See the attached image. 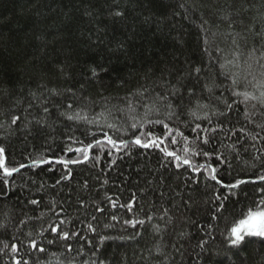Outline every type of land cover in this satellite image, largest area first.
Returning <instances> with one entry per match:
<instances>
[{"label": "trees", "instance_id": "16d2710c", "mask_svg": "<svg viewBox=\"0 0 264 264\" xmlns=\"http://www.w3.org/2000/svg\"><path fill=\"white\" fill-rule=\"evenodd\" d=\"M261 85L264 0H0V147L8 167L48 160L0 170V264H264V240L228 239L260 210L264 103L234 92L259 97ZM156 121L174 129L169 150L198 168L134 144L57 162L82 160L75 149L105 133L166 136ZM213 167L224 184L250 183L226 189Z\"/></svg>", "mask_w": 264, "mask_h": 264}, {"label": "snow or ice", "instance_id": "6c2138e0", "mask_svg": "<svg viewBox=\"0 0 264 264\" xmlns=\"http://www.w3.org/2000/svg\"><path fill=\"white\" fill-rule=\"evenodd\" d=\"M113 15L120 17L123 16V12L122 11H115L113 13ZM194 71L199 74L201 69L200 68H195ZM93 74H95V69H93ZM233 84L236 85L237 81L234 79L233 80ZM261 88H264V85H261ZM209 91H211V88H209ZM53 95H59V92H56L55 90H52ZM73 95H75V93H73ZM171 96H180V90L177 88L175 91L170 93ZM234 95L237 96H243L245 100L248 99H256L259 100L261 103H264V90L260 91V95L259 97L255 96V95H250L247 92H234ZM160 100L164 103V107L166 109H173L176 105H174L172 103V101L168 98V97H160ZM179 103V101H177V104ZM69 108H72V105L69 104L68 105ZM227 107L229 109H231V105H227ZM45 111H47V108H45ZM175 114V113H172ZM221 115H223V113H221ZM80 118V114L76 113L75 116L73 115H69L67 116L68 120H74ZM83 119H87L86 117H84ZM197 119H199V117H197ZM205 119H208V117H205ZM19 120V117H14L12 120V123L15 124L16 121ZM156 123H160L163 125V128L165 129L167 135H155L154 133H152L151 131H148L147 133L141 132L140 135H135V138L132 141H127L124 139H114L112 136H109L107 133H105V140L104 141H100L97 140L96 141V146L98 147H102L104 145V143H107L108 145H111L112 149H115L116 151H121V150H129L131 148V146L134 144L136 146H138L139 148L142 149H157L162 153H166V155L168 157H171L172 160L174 161H178L179 163H177V167L180 166V164H184V165H188L189 167H194L198 168L199 166H193L192 161L187 157H183L181 158L179 155H177V153L174 150H169L168 145L166 144V140H168L169 143L171 144H175L177 143L176 140L174 139H169L172 136V132L174 131V129H171L169 127V125L167 123H164L163 121H156ZM111 127V125L109 126ZM133 129L137 128V125L133 124L131 126ZM197 129H200L201 132H205L208 131L206 129H202L201 126L199 124L196 125ZM211 131H216L215 128L211 129ZM181 135H183L181 133ZM141 136H143L144 138L141 139ZM198 139H201V142L204 144L209 143V139L207 137H200L198 134ZM93 146L89 145L87 148H77L75 149V151L80 152L83 154L82 156V160L81 159H69L67 161L64 160H60L57 161L58 163L64 165L67 168L68 164H77V163H81L82 161H87L91 158V156L89 155V153L91 152ZM69 151H71V149H69ZM127 154H131L130 151ZM199 152L193 153V155H199ZM205 155H207V153H205ZM223 161L226 162L227 158L223 157ZM115 163V162H113ZM21 168L24 167V165L20 166ZM0 170H2L3 172V176L5 178L8 177H12L14 176L15 173L20 171V168H15V167H8L6 164V158H5V149L3 147H0ZM211 175H210V179L215 181L216 184L221 185L222 187L229 189V190H239L241 188L242 185H246L248 183H250V181L245 180V179H239L236 180L234 182H229L227 184H224L220 179H218L217 177V169L216 168H211ZM70 176V172L68 174V176L63 177L64 179L69 178ZM7 179L4 180V183L7 184ZM260 182L262 184H264V175L260 176ZM260 193H261V203H260V210H249L245 217L242 219H239L238 222L234 223L233 226L230 227V235L228 237L229 241H230V245L232 247H236L238 248L244 241L246 238H250V237H257L260 238L262 240H264V187H261L260 189ZM229 195H235V192H230ZM228 197H221V196H216L217 200H221V199H227ZM111 201V197L108 198ZM32 204L37 205L39 204V201L37 200H32L31 201ZM112 206L116 207V203L115 201H112ZM133 205L131 204H122L120 205V207H125L128 208L129 210H131V207ZM223 205L220 204L218 205V208H222ZM98 211H103L102 208H98ZM95 219V217H93ZM217 217H213V219H216ZM113 219H115V216H113ZM61 224L64 223V221L60 222ZM126 224H131L132 227H136L137 223L143 225L144 221H125ZM52 232L58 233L60 235V238L67 241L70 239V235L68 232H61V229L59 227V225L56 226H50ZM90 228H92L91 225H89ZM92 231H95V229L93 228ZM76 235H79L78 233ZM49 243H53L52 240H49ZM31 247L34 250H38L40 252H44L45 249L43 247H38L37 243L35 241H32ZM69 251H71V248L69 247L68 249ZM13 251H18V248H16V246H13ZM15 264H21L20 260H16ZM25 264H27V262H25Z\"/></svg>", "mask_w": 264, "mask_h": 264}, {"label": "water", "instance_id": "95a60500", "mask_svg": "<svg viewBox=\"0 0 264 264\" xmlns=\"http://www.w3.org/2000/svg\"><path fill=\"white\" fill-rule=\"evenodd\" d=\"M103 140H104V139H101L100 141H103ZM94 144H96V142L93 143L92 146H93ZM46 162H48V160L30 162V163L24 164V167H23V168H21V167H19V168H20V170H22V169H24V168H26V167L35 166V165L43 164V163H46Z\"/></svg>", "mask_w": 264, "mask_h": 264}]
</instances>
